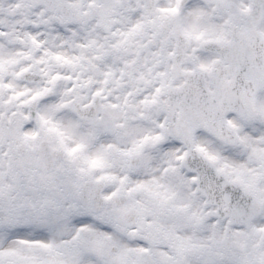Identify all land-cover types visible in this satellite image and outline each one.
Segmentation results:
<instances>
[{
    "label": "snow or ice",
    "instance_id": "1",
    "mask_svg": "<svg viewBox=\"0 0 264 264\" xmlns=\"http://www.w3.org/2000/svg\"><path fill=\"white\" fill-rule=\"evenodd\" d=\"M0 264H264V0H0Z\"/></svg>",
    "mask_w": 264,
    "mask_h": 264
}]
</instances>
